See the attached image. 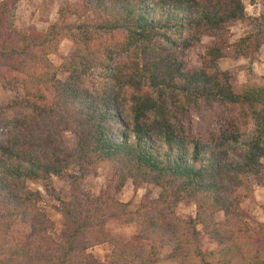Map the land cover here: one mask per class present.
<instances>
[{
	"label": "trees",
	"instance_id": "1",
	"mask_svg": "<svg viewBox=\"0 0 264 264\" xmlns=\"http://www.w3.org/2000/svg\"><path fill=\"white\" fill-rule=\"evenodd\" d=\"M23 1H0V88L16 95L9 107L29 112L4 120L0 108V264H159L165 248L173 264H264V225L252 228L241 209L251 179L264 172V87L237 90L219 69L229 56L260 52L264 15L256 33L231 44L229 27L248 19L244 0H77L48 32H21L13 19ZM203 37L213 42L201 68L189 70L186 52ZM65 39L75 52L61 84L51 56ZM202 103L225 110L220 135L206 143L180 123ZM71 127L69 152L62 132ZM61 157L80 172L69 201L55 198L53 179L70 168L55 162ZM102 163L112 167L104 189L81 192L82 179ZM128 181L160 195L148 192L132 212L118 199ZM29 184L58 202L60 241L50 235L43 195ZM186 201L196 214L179 219ZM110 222L136 233L113 236ZM17 223L21 237L12 232ZM204 236L216 250L203 251ZM105 244L111 255L103 263L89 251Z\"/></svg>",
	"mask_w": 264,
	"mask_h": 264
},
{
	"label": "rangeland",
	"instance_id": "2",
	"mask_svg": "<svg viewBox=\"0 0 264 264\" xmlns=\"http://www.w3.org/2000/svg\"><path fill=\"white\" fill-rule=\"evenodd\" d=\"M1 1V0H0ZM77 0H24L16 9L13 24L21 32H28L35 29L38 32L46 33L52 25L58 22L59 12L62 8L73 5ZM248 19L245 22L235 24L229 27V41L231 44L237 43L242 37L248 34H254L258 31L259 19L264 15V0H244ZM213 40L209 37H203L199 44L186 52V63L189 70H199L202 64V57L205 55L206 48L211 45ZM75 52V44L65 39L59 47L56 55L51 56L54 65L60 69L58 80L61 84L68 82V75L61 72L64 63L68 62ZM219 69L223 72H229L233 76V83L237 90L244 86L264 87V46L260 52L250 59L227 57L220 60ZM16 100V95L11 91L0 88V108L3 109V119L23 118L29 115L27 110L21 107H9ZM51 106V105H50ZM225 110L219 106H209L204 103L195 110L191 111L186 117L181 119L180 123L184 126L186 132L203 142L210 141L214 136L220 135L221 127L224 126L223 117ZM250 134L253 128L250 129ZM6 128H0V137L4 136ZM64 144L69 152L76 145V131L74 127L62 132ZM55 162L69 164L68 175L62 178H54L55 198L62 201L71 199L73 176L79 177L78 163L71 161L66 157H61ZM112 173V167L109 163H102L90 174L85 176L80 183V191L92 196H98L107 184ZM252 193L248 199L243 200L241 209L246 213L248 221L252 228L257 229L264 225V172L261 177L251 179ZM29 189L33 192H40L43 195L41 208L47 214L53 223L50 232L51 237L60 241L64 233V223L62 217L58 214L55 207L58 202L46 195L43 189L36 184H29ZM157 199L160 195V189L154 185L140 184L135 186L132 181H128L118 199L123 203L130 204V211L134 212L140 205L143 197L148 193ZM196 207L191 202H182L176 209V215L179 219L194 217ZM224 215L218 214L217 222H222ZM106 229L113 236L125 238L127 240L136 233V226H125L118 222H110ZM13 235L21 237L25 232L24 225L17 223L13 227ZM202 249L205 252H211L217 249V245L208 237L204 236ZM100 262H108L111 249L105 244L97 246L89 251ZM171 250L165 248L162 252V260L159 264H173L169 259Z\"/></svg>",
	"mask_w": 264,
	"mask_h": 264
}]
</instances>
